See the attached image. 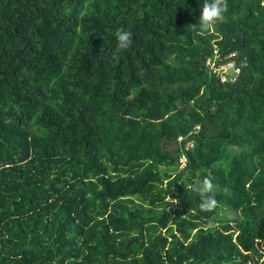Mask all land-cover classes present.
I'll return each mask as SVG.
<instances>
[{"label": "trees", "instance_id": "obj_1", "mask_svg": "<svg viewBox=\"0 0 264 264\" xmlns=\"http://www.w3.org/2000/svg\"><path fill=\"white\" fill-rule=\"evenodd\" d=\"M203 3L0 0V264H264V0L201 32Z\"/></svg>", "mask_w": 264, "mask_h": 264}, {"label": "clouds", "instance_id": "obj_2", "mask_svg": "<svg viewBox=\"0 0 264 264\" xmlns=\"http://www.w3.org/2000/svg\"><path fill=\"white\" fill-rule=\"evenodd\" d=\"M228 11V0H204L203 6L199 11L198 29L201 32L208 31L217 22H226L227 18L224 15ZM197 26L193 24L195 29ZM116 40V51L112 53V62L118 63L119 52L130 48L133 35L130 30L117 29L114 33ZM189 189L195 193L200 200L199 208L201 211L211 212L218 206L216 199V185L213 184L210 176H205L203 179H196L190 185ZM224 195H230L228 188L222 189ZM168 199L172 204H178V200L172 199L168 195ZM215 227L212 218L208 219L207 228L210 230Z\"/></svg>", "mask_w": 264, "mask_h": 264}, {"label": "built area", "instance_id": "obj_3", "mask_svg": "<svg viewBox=\"0 0 264 264\" xmlns=\"http://www.w3.org/2000/svg\"><path fill=\"white\" fill-rule=\"evenodd\" d=\"M215 39L216 38L213 37L211 48L203 58V64L210 72L217 76L220 81L234 82L245 61L237 57L235 50L220 51ZM176 139L181 141L183 149L188 148L193 143L191 138H186L182 134H177ZM178 161L180 165L184 164L186 161L184 153L181 152L179 154Z\"/></svg>", "mask_w": 264, "mask_h": 264}, {"label": "rangeland", "instance_id": "obj_4", "mask_svg": "<svg viewBox=\"0 0 264 264\" xmlns=\"http://www.w3.org/2000/svg\"><path fill=\"white\" fill-rule=\"evenodd\" d=\"M210 34H211L213 37H215V38H218V37H219L218 34H216V33H212L211 31H210ZM205 125H206V123H205V122H202V123L196 125L195 128H196L197 131L203 133V132H204V129H205Z\"/></svg>", "mask_w": 264, "mask_h": 264}]
</instances>
